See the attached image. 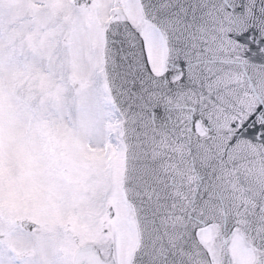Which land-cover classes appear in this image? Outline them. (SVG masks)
<instances>
[{"label": "snow or ice", "instance_id": "obj_1", "mask_svg": "<svg viewBox=\"0 0 264 264\" xmlns=\"http://www.w3.org/2000/svg\"><path fill=\"white\" fill-rule=\"evenodd\" d=\"M0 264H264V0H0Z\"/></svg>", "mask_w": 264, "mask_h": 264}]
</instances>
